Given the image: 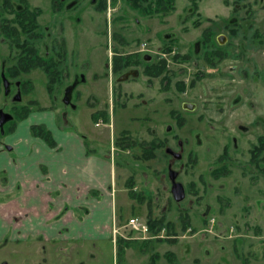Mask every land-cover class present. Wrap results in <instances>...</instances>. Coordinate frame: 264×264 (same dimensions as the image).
I'll return each instance as SVG.
<instances>
[{"label": "rangeland", "instance_id": "obj_1", "mask_svg": "<svg viewBox=\"0 0 264 264\" xmlns=\"http://www.w3.org/2000/svg\"><path fill=\"white\" fill-rule=\"evenodd\" d=\"M227 1L229 5L224 0H175L172 13L158 16L137 12L126 0H104L103 13L97 12L94 2L91 13L83 15V23L71 31L77 40V63L86 58V61H91L92 70L98 71L103 60L108 58L107 41L113 34L117 41L111 39V42L121 52L139 49L143 42L146 43V53L167 59L169 67L175 72H181L182 67H187L186 74L178 73L166 89L158 79L147 86L145 78L140 76L134 81L120 83L121 90L114 92L112 97L109 83L105 79L100 77L93 81L88 76L87 81L73 92L71 104L63 102L62 94L48 96L37 89L22 93L15 112L9 108L11 98L0 94L1 109L12 115L16 116L22 108L29 109L23 117H14L3 126L0 145L6 149L4 152H10L12 142L19 136H25L28 132L35 135L32 125H43L57 138L75 133L84 136L82 138L88 149L108 153L109 160L116 166L114 186L117 185V192L113 193L116 237L129 236L132 239L128 240L131 242L124 249L125 263L169 264L163 256L155 263H151L149 258L152 253L162 255L169 250L176 255L180 264H264V174L256 176L254 172L251 177L240 175L239 168L245 165L247 154L238 137L237 148L232 151V172L225 180L224 191H217L214 186L212 190L202 189L196 179L201 173L207 175L209 167L213 165L212 160L218 150L213 141L209 143L207 152L209 149L215 152L211 151L205 160L199 156L197 163L189 166L190 175H185L180 169L182 161L189 157L186 150L183 160L174 164L173 169L179 171L178 180L195 181L199 191V197L193 196L195 200L190 203L192 207L188 212L184 209L186 203L176 204L173 201L166 177L168 155L165 148L176 150L177 139H188L187 149L194 151L195 155L202 151V146L197 145V137L204 141L212 140L210 135L214 130L211 126L222 116L216 114L214 107L225 103L220 99H236L233 104L242 107L238 113L241 111L246 118L243 124L250 126L247 120L253 116L249 115L246 104L251 99L262 104L259 95H264V83L254 79L234 82L235 85L226 87L230 91L225 94H221L220 90L219 83L222 81L214 74L194 87L183 86L184 89H178L174 83L184 78L188 81L196 68L192 64L168 61L169 55L162 54L168 45L176 54L194 55L195 63L203 70L200 55L194 54L193 49L196 47L199 52L206 51V47L199 41L202 30L209 27L212 37L224 33L234 45L244 46L242 49H247L246 55L257 61L258 66L263 65L264 0H245L238 6H234V0ZM166 33H170L171 37L165 38ZM232 64L226 63L227 66ZM33 78L34 87L44 81L39 73ZM183 101L195 102L197 109L194 112L184 111L181 108ZM260 109L264 117V104L260 105ZM171 110L185 119V125L181 126L171 117ZM96 111H103L109 117L110 128L107 123L95 125L91 114ZM202 114L205 120L198 122ZM232 116L235 117L236 113L232 112ZM99 119H103V116ZM232 120L230 118L228 125L234 129ZM168 125L171 126L170 131L166 130ZM261 131H264V126H253L245 136L252 140ZM125 133L128 135L127 146L126 143H118L120 136ZM155 136L161 140V146L154 149L153 157L141 158L142 146ZM205 179L207 181V177ZM128 183H132L133 190L142 195V202L129 197ZM88 195L96 197L99 193L92 191ZM101 199L104 202V196ZM203 210L208 213L204 220L200 217ZM75 211L77 217H80L81 210ZM148 212L152 216L163 214L165 220L173 224L176 233L173 242L155 241L149 237L148 232H135L126 225L127 219L133 216L142 222L146 221ZM182 224L186 225L184 230L181 229ZM111 225V219L106 220L103 210L97 213L94 220L85 226L86 231L80 234V237L91 235V239L46 241L31 236L24 241L11 243L10 235L3 234L0 222V264H115ZM160 233L166 236L165 230ZM148 239L150 242L144 246L145 242L142 241Z\"/></svg>", "mask_w": 264, "mask_h": 264}, {"label": "flooded vegetation", "instance_id": "obj_2", "mask_svg": "<svg viewBox=\"0 0 264 264\" xmlns=\"http://www.w3.org/2000/svg\"><path fill=\"white\" fill-rule=\"evenodd\" d=\"M94 2V7L97 12L103 13V5H105L103 4L104 0H0V94L1 96H8L11 98L10 100L12 103L9 105L10 110L16 111V103L20 101L22 93H29L40 89L48 96L62 94L63 100L66 90L75 84L70 94V102L65 103L63 101L65 104H71L73 92L77 90L78 86L87 81L88 76L93 81L100 77L101 79H105L109 83V90L113 97L114 92L121 90L120 83L130 80L134 81L140 76L145 78V85L151 86L153 81L158 79L163 88L166 89L178 73L183 72V74H186L187 67H182L181 72H175L169 67L167 59L146 53V43H140L139 49L121 52L120 48H117L111 42V39L114 42L117 41L113 38L114 34L112 38H109L107 41V48L109 49L108 58L103 60L98 71L92 70L93 66L91 61H86V58L77 63V40L76 37L71 34V31H73L77 25L83 23V15L87 16L88 13H91ZM224 3L229 5V2L226 3L225 0ZM238 5L237 3L234 4V6ZM190 13L191 12H188L187 14ZM209 30V27L202 30L200 34L201 39L199 41L206 47V53L197 51L196 47L193 49L194 54L200 55L199 59L203 62V70L195 63L194 59L196 56L190 54H176L168 45L164 48L162 54L169 55L168 61L174 60L175 62H184L186 64H192L196 68V71L193 72L188 81L187 78L183 79L185 87H194L198 82L201 83L207 76L212 74L218 75V80L222 81V83H219L221 85V94L229 92L230 90L227 91L226 87L235 85L236 83L234 82H249L254 79L259 83H264V64L258 66L257 61L252 59L251 56L246 55L247 49H242L244 46L234 45V42L228 40L227 35L224 33H218L212 37ZM167 34L171 37L170 33H166L164 35L165 38ZM123 42L124 41H121V43ZM125 44L128 45L127 43ZM234 47H236V49L232 51ZM140 51L145 52L140 53ZM164 60L166 62L165 68L157 75V68L162 69ZM227 62H232L233 64L227 66ZM36 73H39L44 81L41 82L40 85L38 84L34 87L35 79L33 76ZM5 80L7 86H5ZM176 82L174 83L175 85ZM220 100L225 103L214 107L216 114L218 113V116L222 114V116L211 126L214 130L210 135L212 140H201L198 136L199 134H196L198 136L197 145L202 146V151L200 150L195 155L194 151L187 149L189 144L188 139H177L176 145L178 149L169 148L174 152H180L181 157L175 158L174 155L165 152L166 155H168L166 177L169 182V192L171 181L168 177V167L170 166L173 169L177 161H182L186 150L189 157L182 161L180 169L185 175H190L189 166L195 165L199 156H201L202 160H205L210 156L211 151L215 152L213 149H209L207 152L209 143L211 144L212 141L216 143L218 147L217 152H215L217 156L212 160L213 165L209 167L207 175L201 173L197 175L196 178L197 183L201 185L202 189L206 188V190H212L214 186L217 191L225 190V180L228 179L232 172L230 163L234 158V153L232 151L237 148V137L239 141L244 144V151L247 154L245 165L242 164V167L239 168L240 175L251 177L254 172L256 176H262L264 174V131H261L252 140L247 139L245 136L246 133L251 132L253 126L256 128H263L264 126L263 112L262 109H260V105L263 106L264 104V95H259V102H262V104L258 102L257 104L255 103L256 101H252V99L246 104V109L250 112L249 115L253 116L249 121L247 120V123L251 124V126L243 124L242 121H245L246 118L242 116L241 111L238 113L239 109L242 107L240 105H235L236 103L233 104L234 101L236 102V99L232 98L228 100V98H222ZM184 102L193 103V109L184 108L182 106ZM197 106L198 105L193 101H183L181 103V108L187 112H194ZM0 110L11 114L9 111L1 109V107ZM28 111V108L24 110L22 108V111L17 112L16 116L11 114L12 119L10 120H13L14 117L18 118V115L24 112L27 114ZM232 112L236 113L235 117L232 116ZM95 115L96 118L94 117ZM170 115L181 126L182 124L185 125L186 121L179 113L171 110ZM100 116H103V119L100 120ZM91 117L95 125L109 124V117L105 115L103 111H96L91 114ZM204 118L202 114L198 122H203L205 120ZM230 118H233L232 122L234 129L230 128L228 125ZM102 120L104 121L102 122ZM6 122L0 127L1 134L4 132L3 126ZM110 127L109 124V128ZM167 127L166 130L170 131L171 128L167 129ZM121 137H123V135H121L120 138ZM115 142H117V140ZM149 142L157 144V142H161V140L159 141L155 136L152 140L148 141V143ZM176 171V180L179 181V171ZM205 177H207V181ZM181 183L184 187L185 196L183 200L178 203L173 201L176 204L186 203L184 209H187L188 212L189 208L192 207L190 203L195 200L194 197L198 196L199 191L195 187L196 183L193 180H183ZM187 214L188 213L185 211V215ZM207 215V211L203 210L200 217L204 220ZM130 218L132 217L127 219L126 225ZM143 223L146 224V221H143ZM131 230L134 231L133 229ZM116 232L117 229L114 222L112 226L114 258L116 255V240L120 237H116ZM146 232H148V230H146ZM121 238L127 241L132 240L129 236H122Z\"/></svg>", "mask_w": 264, "mask_h": 264}, {"label": "crops", "instance_id": "obj_3", "mask_svg": "<svg viewBox=\"0 0 264 264\" xmlns=\"http://www.w3.org/2000/svg\"><path fill=\"white\" fill-rule=\"evenodd\" d=\"M50 135L51 144L28 132L12 142L10 152H4L6 149L0 145L3 234L10 235L11 243L31 236L46 241L87 240L91 235L80 234L103 210L106 220L111 219L112 233L116 217L113 193L117 192V185L114 186L116 166L108 153L88 149L84 136L75 133L60 138L52 132ZM92 191L99 196L89 197ZM74 209L81 210L80 217Z\"/></svg>", "mask_w": 264, "mask_h": 264}, {"label": "trees", "instance_id": "obj_4", "mask_svg": "<svg viewBox=\"0 0 264 264\" xmlns=\"http://www.w3.org/2000/svg\"><path fill=\"white\" fill-rule=\"evenodd\" d=\"M129 6L133 9H136L137 12H140L142 14H157L158 16H166L172 13L175 9V0H126ZM245 0H234L235 3L240 4L244 2ZM226 3H228L227 0H225ZM103 9H105V5H103ZM165 60L162 64V69L157 68L156 74L158 75L163 68H165ZM184 83L183 81H177L176 82V87L178 89H184ZM26 114L24 112L21 115H18V118L23 117ZM96 118V115L94 116ZM32 130L34 131V134L42 137L44 140H46L49 144L52 143V138L50 135V131L47 130L43 125H33ZM127 135H123L120 141L118 143H126L127 142ZM120 143V144H121ZM124 145V144H123ZM129 145L126 144V146ZM161 146L160 142H157V144H153V142L146 143V145L142 146L143 148V153L141 154V158L143 159H149L154 156V149H157ZM129 186V192L128 195L132 199H136L139 203L143 201V197L141 194L137 193L136 191L133 190V185L132 183H128ZM146 224H147V230L149 233V236L152 239H155V241H169L173 242L174 241V235H176L174 231L173 224L170 221H166L164 218L163 214L157 215V216H152L151 212H148L147 218H146ZM186 228L185 224L181 225V229L184 230ZM165 230L166 231V236L161 235V231ZM145 242L143 243L144 246L147 245L150 240L148 239L147 241H142ZM129 241L126 239H123L119 237L116 240V255H115V260L116 264H128L125 263L123 260L124 257V249L127 247L129 244ZM143 244L141 246H143ZM163 256L166 258V260L169 262V264H180L176 258V255L172 251H165L162 255L159 253H152L149 258L151 263H155L156 260L160 257Z\"/></svg>", "mask_w": 264, "mask_h": 264}, {"label": "water", "instance_id": "obj_5", "mask_svg": "<svg viewBox=\"0 0 264 264\" xmlns=\"http://www.w3.org/2000/svg\"><path fill=\"white\" fill-rule=\"evenodd\" d=\"M170 35L167 34L166 38H169ZM5 86H7V82L5 80ZM75 86V84H73L71 87H69L64 95L63 101L65 103H69L70 102V94L72 91V88ZM184 108L187 109H193V103H188V102H184L182 105ZM12 119V115L6 112H3L0 110V127H2L3 123ZM171 127L168 126L167 129H170ZM165 152L168 154H172L174 155L175 158H180L181 154L180 152H174L171 148L166 147L165 148ZM176 176H177V171L172 169L170 166L168 167V177L171 181V186H170V193L172 195V198L175 202H180L183 200L185 193H184V187L182 185L181 182L176 180Z\"/></svg>", "mask_w": 264, "mask_h": 264}, {"label": "built area", "instance_id": "obj_6", "mask_svg": "<svg viewBox=\"0 0 264 264\" xmlns=\"http://www.w3.org/2000/svg\"><path fill=\"white\" fill-rule=\"evenodd\" d=\"M127 225L135 231L146 232L147 230L146 224L135 217L130 218Z\"/></svg>", "mask_w": 264, "mask_h": 264}]
</instances>
